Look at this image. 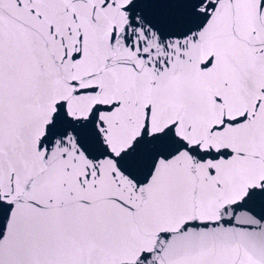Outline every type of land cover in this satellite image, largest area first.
I'll list each match as a JSON object with an SVG mask.
<instances>
[{"label":"snow or ice","instance_id":"obj_1","mask_svg":"<svg viewBox=\"0 0 264 264\" xmlns=\"http://www.w3.org/2000/svg\"><path fill=\"white\" fill-rule=\"evenodd\" d=\"M257 205L264 0H0V264H264Z\"/></svg>","mask_w":264,"mask_h":264},{"label":"water","instance_id":"obj_2","mask_svg":"<svg viewBox=\"0 0 264 264\" xmlns=\"http://www.w3.org/2000/svg\"><path fill=\"white\" fill-rule=\"evenodd\" d=\"M261 216H264V206H255L251 213H249L247 210H242L240 214L236 217L235 229H247L249 231H252L254 229L258 230V225L246 223V220L250 218L260 220ZM261 224H264V220H261ZM221 226L231 227L230 225L224 224L223 222H221Z\"/></svg>","mask_w":264,"mask_h":264}]
</instances>
